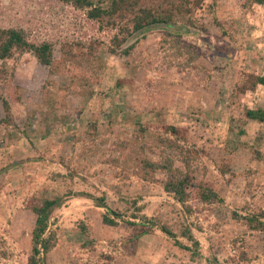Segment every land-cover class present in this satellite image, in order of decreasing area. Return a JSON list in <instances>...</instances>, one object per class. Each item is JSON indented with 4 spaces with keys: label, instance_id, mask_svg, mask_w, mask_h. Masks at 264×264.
Listing matches in <instances>:
<instances>
[{
    "label": "rangeland",
    "instance_id": "374dc122",
    "mask_svg": "<svg viewBox=\"0 0 264 264\" xmlns=\"http://www.w3.org/2000/svg\"><path fill=\"white\" fill-rule=\"evenodd\" d=\"M192 17L181 42L163 28L152 30L128 58L102 51L84 78L51 72L31 52L7 60L22 99L6 123L0 98V264H28L36 219L31 197L69 190L106 193L113 211L139 199L157 225L133 239L130 253L123 245L133 228L125 221L134 218L125 214L110 226L102 220L107 208L68 197L50 220L59 240L46 264H264V231L250 230L244 219L264 212V123L245 116L246 107L264 108V84L233 94L245 73L264 75V5L205 0ZM0 26L54 42L56 59L65 39L109 42L114 32L57 0H0ZM119 77L134 83L115 87ZM139 119L188 127L191 143L208 152L192 160L195 175L214 179L223 203L191 200L189 213L156 180L160 173L144 178L142 156H175L176 165H185L159 144L156 132L149 130L140 146L134 136ZM219 165L230 170L224 174ZM164 224L179 236L166 233ZM186 226L198 246L180 235Z\"/></svg>",
    "mask_w": 264,
    "mask_h": 264
},
{
    "label": "trees",
    "instance_id": "16d2710c",
    "mask_svg": "<svg viewBox=\"0 0 264 264\" xmlns=\"http://www.w3.org/2000/svg\"><path fill=\"white\" fill-rule=\"evenodd\" d=\"M57 1L70 4L84 11L86 17L96 22L101 29L114 30L113 35L109 42L99 38L65 39L60 42L61 56L56 59L54 42L49 40L34 41L30 39L27 30L23 27L0 26V98L6 114L3 122H9L7 117L11 116L13 103L22 99L20 87L14 83L13 72L9 71L7 65V60L14 58L16 54L31 52L41 64L49 66L51 72L73 71L77 72L73 75L74 79L81 76V74L84 78L86 68L92 66L94 62L100 61L102 51H109L111 54L122 56L126 55L128 58L132 55L139 39L145 37L152 30L163 28L168 32V35L181 42L184 33L190 31L191 25L195 24L192 17L193 9L201 10L205 7V0ZM240 1L244 7H251L254 4L264 5V0ZM219 24L224 25V21H219ZM121 46H124L123 49L118 51ZM188 49H192L198 54L193 45H188ZM129 63H127L128 66ZM243 78V81L234 87V96L243 91L255 90L258 84H264V75L262 74L248 72L244 74ZM133 83V78L119 77L116 79L115 87L121 88ZM70 90H73V88H70ZM245 116L253 121L264 123V108L246 107ZM136 123L134 136L140 146L145 148L146 136L149 130L156 132L159 144L165 148L175 150V154H179L180 160L185 165L184 167L176 165L175 156L161 155L159 159H154L148 155L142 156L139 159V169L144 178H155L156 174L160 173L162 176L157 177L156 180L167 192L173 194L174 198L189 213L193 212L190 204L191 200L207 204L223 203L224 199L217 190L216 181L208 177L207 174H205L204 179H198L195 175V171L191 166L192 160L201 158L203 151L204 154H208V152L203 147L197 149V146L191 143L188 127L167 122H145L141 119L137 120ZM32 142L35 144V141L32 140ZM255 152L257 153V149ZM219 168L224 174L230 170L229 165L223 168L219 165ZM71 196L87 197L94 200L97 206L107 208L102 219L107 225H119L125 214H129L130 217L134 218L125 221L127 227L131 226L133 228L132 237L123 245L125 250L130 253H132L131 243L135 242L133 239H140L142 235L150 233L152 228L157 225L155 218L142 213L144 204H139V199L133 200L134 205L132 207L129 205L125 210L113 211L108 206L106 193L97 195L88 191L69 190L66 193L57 192L40 197L33 196L28 206L36 214V219L32 229V253L28 264H46L48 253L57 245L59 240L56 230L50 229L51 217L54 211L63 206L67 198ZM234 216L241 217L236 212H234ZM244 219L247 221L250 230L264 231V212L248 213L244 216ZM83 229L87 230L86 225H83ZM162 229L172 237L179 236L167 224L162 225ZM180 235L192 241L194 245H199L191 227H184ZM176 242L180 244L179 241ZM183 247L190 249L187 245Z\"/></svg>",
    "mask_w": 264,
    "mask_h": 264
}]
</instances>
